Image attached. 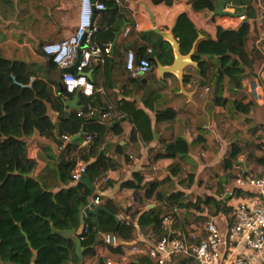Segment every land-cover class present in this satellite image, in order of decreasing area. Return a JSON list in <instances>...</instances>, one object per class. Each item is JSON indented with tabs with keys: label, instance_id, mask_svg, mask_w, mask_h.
Returning a JSON list of instances; mask_svg holds the SVG:
<instances>
[{
	"label": "crops",
	"instance_id": "0c3cea01",
	"mask_svg": "<svg viewBox=\"0 0 264 264\" xmlns=\"http://www.w3.org/2000/svg\"><path fill=\"white\" fill-rule=\"evenodd\" d=\"M115 1L124 18L117 21L120 27L108 44H114L109 66L105 72L100 68L96 72L87 69L85 73L90 74L87 79L91 80L95 87L103 89V94L98 93V98L93 101L96 112H102L105 107L113 110L112 116L106 119L110 127L104 143L96 157H91L87 165L104 154L115 163L116 168L107 171L95 182L89 180L93 191L88 197V204L98 197L101 201L99 206H111L123 222L131 221L132 214L136 212L151 209L160 208L163 214L169 213L154 198L144 200L143 191L138 192L141 198L139 200L134 198L133 190L122 186L123 183L132 181L134 175L142 177L144 182L170 179L160 186L158 192H182L185 194V202L193 203L198 198L204 200L211 197L214 205L207 207L213 215L216 213V206L219 209L223 206L232 209L246 202L247 195H235V179L241 175H258L262 168L254 163L247 164L244 157L239 156L238 163L231 171L234 178L229 179L222 163L229 155L232 145L236 143L243 148L248 145H264V104H252L247 115L237 113L234 109L235 102L244 105L251 103L247 91L250 81L257 79L264 89V0H249V4L246 3L247 0H243V3L242 0H213L214 11L201 12L192 10L191 3L194 0H173L170 6L155 5L151 0ZM219 2L225 3L222 15L215 14ZM79 7L80 0H0V54L6 60L30 66L29 86L34 80L41 79L51 88L54 97L63 94L62 78L63 74H67L66 69L50 70V58L42 53V46L62 41L73 34ZM241 13H244L245 21L250 24L248 49L255 47L263 59L261 64L255 65L253 71L241 76L239 89L231 87L227 78L219 81L222 101L226 102L219 101V92L215 99L214 91L218 79L213 83L210 75L213 69L219 67L218 57H203L209 66L207 76L201 75L199 65L194 61V64L184 67L182 85L174 75L160 77L155 59L152 70L143 76L134 75L125 68L129 51L137 56L141 47L146 46L149 49V44L142 37L144 34L153 33L152 30L170 32L177 25L181 14H186L199 32L195 42L196 50L201 41L216 40L217 27H239L240 25H234L233 20ZM249 13L254 16L248 19ZM106 20L103 21L101 14L96 12L93 17L94 26ZM81 53L82 47L77 52V58L81 57ZM74 97L75 95L72 98L64 97V113L68 112L70 115L76 110L66 105V102L72 101ZM131 105L142 115L132 113ZM76 106L78 108V99ZM167 109L175 112L174 120L157 122V114ZM49 110L55 117L52 123L55 126L54 135L39 136L35 132L25 138V141L28 158L37 163L29 177L39 180L48 188V192L56 195L75 187L76 184L62 186L55 179L54 169L59 163L58 158L62 150L56 143V140H59L56 137V124L60 129V120L58 112L51 104L46 106L48 115ZM60 133V140L64 136L68 137L62 134L61 129ZM178 139L186 142L188 154L182 158H164L165 144ZM61 142L65 145L69 143ZM89 143L90 141L85 139L80 147H86ZM159 156L162 158H158ZM78 164L85 165L81 160L77 161L76 165ZM176 165L182 167V172L178 176H171V169ZM104 177L112 185L101 190L105 183ZM229 192L233 193L232 196L228 195ZM184 212V209L177 211L180 215ZM189 213L191 215L184 216L185 230L189 233L203 231L206 218L192 210ZM215 216L218 227L225 236L229 222L222 213ZM195 217L205 220L196 221ZM172 223L170 221L168 226L170 231ZM137 232L136 239L131 241L134 245L143 246L155 240L153 235L142 234L139 230ZM104 235L98 236L93 255L86 256V247L82 244L80 255L74 250V256L78 258L77 264H144L141 260L148 259L145 255L134 252V245H120L117 251L104 245ZM242 252L253 258L254 262H258V257L252 251L242 246L236 248V253ZM187 259L189 258L183 256L172 257L165 264H195L193 261L187 262ZM71 262L74 263L73 257Z\"/></svg>",
	"mask_w": 264,
	"mask_h": 264
},
{
	"label": "trees",
	"instance_id": "16d2710c",
	"mask_svg": "<svg viewBox=\"0 0 264 264\" xmlns=\"http://www.w3.org/2000/svg\"><path fill=\"white\" fill-rule=\"evenodd\" d=\"M98 1L104 5V10L99 13L103 21L107 20L95 26L96 32L92 37V44L104 48L112 41L114 32L120 27L117 21L124 18V14L120 12L115 0ZM151 1L155 5L170 6L173 0ZM246 3L249 4V0ZM191 8L195 12L214 11L215 5L213 0H194ZM253 16L249 13L247 18ZM249 34L250 24L247 21L237 28L217 27L216 40L201 41L192 56V61L199 65L201 75L207 76V67H209L203 57H218L219 67L210 72L212 82L214 83L216 79L223 81L227 78L231 87L239 89L241 76L248 71H253L255 65L261 64L263 59L258 49L255 47L248 49ZM198 35L199 32L187 15L181 14L178 17L174 36L179 43L182 55L190 53ZM142 37L150 47L149 49L146 46L141 47L138 50V59H147L152 66L154 59L165 66L172 64L173 50L167 42L155 33H146ZM110 60L111 53L103 65H92L88 69L96 72L102 68L105 72ZM49 69H58L51 59ZM30 76V66L6 60L0 54V263L31 264L33 251H36L34 264H77L78 258L74 256L75 243L58 234H53L51 227L55 231H76L79 227L81 210L89 206L88 197L92 194V190L82 182L76 183L72 180V170L77 161L81 160L85 163V174L91 182H95L107 171L116 168L115 163L104 154H101L95 162L87 165L91 157H96L110 127L109 121L102 117L105 114L111 117L113 110L105 107L100 113V122L91 120L93 116H78L80 111L86 112L88 105L95 108L93 101L98 98V93L92 97L79 93L78 108L65 117L64 97L72 98L75 92L69 94L63 90L60 97H54L51 88L41 79L34 80L29 86ZM219 94V101L224 102L225 100L222 101L221 97L222 88L219 89ZM47 104H51L52 108L58 112L63 135L70 138L83 132V137L73 143L65 145L60 140H56L58 147L62 150L58 158L59 163L54 169L55 179L62 186L76 184L75 187L56 195L48 192V188L39 180L29 177L37 163L34 159L28 158L25 141V138L35 132L39 136L54 135L55 126L46 116ZM252 104V102L246 105L235 102L234 109L237 113L247 115ZM130 107H132V113L142 115L133 105ZM175 116L173 110L167 109L159 112L156 119L157 122H170ZM87 137L91 138L90 143L86 147H80L81 142ZM188 151L186 142L178 139L165 144L163 157L182 158L188 154ZM239 156H243L247 164L254 163L260 166L262 170L258 175L264 173V145H248L243 148L236 143L232 145L229 155L222 163L227 178H234L231 171L238 163ZM160 157L162 158V156L158 158ZM181 172L182 167L176 165L171 169V176H178ZM189 179L191 182L192 178ZM169 180L144 182L142 177L134 175L132 181L125 182L122 186L133 190L134 198L139 200L141 198L138 192L143 191L144 200L154 198L169 211L170 215L163 214L160 208L151 209L136 212L132 214L131 221L123 222L117 217V211L107 204L104 208L111 214L99 211L95 215H85L86 229L80 236L81 244L86 247L84 254L86 256L94 254V246L97 245V238L100 234L111 233L123 242L135 240L138 230L142 234L153 235L155 240L163 237L173 239L176 237L174 233L188 235L189 231L184 228V221H186L184 216L191 215L190 210L202 214L201 207L214 205V200L211 197H206L204 200L198 198L192 203L185 202V194L179 191L160 194L158 189ZM111 185V182L107 180L101 190ZM235 195L238 197L246 194L236 190ZM216 208L215 215L220 213L229 215L232 211L231 208L225 206L220 209L216 206ZM179 209H184L185 212L180 215L177 213ZM164 218H169L173 222L171 231L163 225ZM195 220L204 221L205 218L195 217ZM119 248H115L116 251ZM72 257L74 263L71 262ZM190 261L192 259H187V262ZM141 262L153 264L149 259H142Z\"/></svg>",
	"mask_w": 264,
	"mask_h": 264
},
{
	"label": "built area",
	"instance_id": "2783aa9c",
	"mask_svg": "<svg viewBox=\"0 0 264 264\" xmlns=\"http://www.w3.org/2000/svg\"><path fill=\"white\" fill-rule=\"evenodd\" d=\"M103 10L104 5L98 0H80L73 34L62 41L50 42L42 46V53L48 56L60 70L68 69L73 65L77 59V52L82 47L76 74H63L62 88L66 93L78 92L86 97H92L96 93L103 94L102 88H96L81 74L92 65H103L105 59L110 56V45L100 48L92 44V37L96 32L93 23L94 13ZM244 21V13L237 15L233 20L236 26ZM125 68L134 75L143 76L149 73L153 66L147 59H138L134 52L129 51L125 59ZM247 91L253 104H264V89L257 79L248 83ZM95 113L96 109L88 105L86 112L80 111L78 116L92 117ZM108 117L109 114H105L102 118ZM68 139L62 137L63 143ZM90 140V137L86 138L87 142ZM85 169L84 164L75 166L72 170L73 182H80ZM106 181L107 178L104 177L103 182ZM235 188L246 194L248 200L233 207L229 215L222 213L229 222L225 236L218 227L216 216L209 212L208 207L202 206V215L206 218L203 231L189 233L186 236L173 232L176 235L173 239L163 237L151 240L143 246L134 245L133 251L145 255L153 264H165L168 259L178 256L192 259L195 264H264V173L238 176L235 179ZM232 194V192L228 193L229 196ZM92 203L99 206L101 201L95 197ZM170 221L169 218H164L163 225L168 228ZM103 244L115 249L120 247L121 240L111 233H106ZM239 246L255 253L258 262H254L247 253H236V248ZM107 264L112 263L107 262Z\"/></svg>",
	"mask_w": 264,
	"mask_h": 264
},
{
	"label": "water",
	"instance_id": "95a60500",
	"mask_svg": "<svg viewBox=\"0 0 264 264\" xmlns=\"http://www.w3.org/2000/svg\"><path fill=\"white\" fill-rule=\"evenodd\" d=\"M224 7H225V3L224 2H219L217 4V10L215 11L216 15H222L224 13ZM177 24V22H176ZM176 26V25H175ZM175 26L174 28L170 31V32H161L159 30H152L153 33L159 35L163 41L167 42L172 50H173V55H174V59L172 64L167 65V66H163L162 64H160L158 62L157 59H155V63H156V67L158 70V74L160 75V77L164 78L166 75H174L178 78L180 84L182 85L183 83V75H182V71L183 68L194 64L192 61V56L194 54V50L196 47V43L194 44L193 48L191 49L190 53L187 55H182L180 53V46L178 41L176 40L175 36H174V30H175ZM114 50V44L111 46V52H113ZM80 62V57L77 58L75 64L73 65V67L66 69L65 72L66 73H76V68L79 65ZM83 76L85 77H89L90 74L89 73H85L82 72L81 73ZM219 81L220 79H218V83L216 85L215 91H214V97L215 99H217L218 97V92H219ZM78 92L75 93V97L72 101L66 102V105L69 108H73V109H77L76 103H77V97H78ZM50 114L48 115L46 113V116L50 119V121L52 123H54L55 117L54 115H52L51 111L49 110ZM101 111L98 110L95 115L92 117L91 120L93 121H101V116H100ZM66 117L69 116L68 112L64 113ZM56 129H57V133H56V137L59 138L60 140V129L59 126L56 124ZM83 137V132H80L78 135L72 136L68 139L67 142L69 143H73L74 141H77L79 139H81ZM63 141L64 140H60ZM80 182H82L83 184H85L87 187H89L92 191H93V187L88 179V177L86 176V174H83L80 178ZM99 211H103L106 212L108 214H111L110 211H108L106 208L102 207V206H97L94 205L93 203L89 204L88 207L84 208L81 212H80V216H79V227L76 231L74 230H66V231H55L52 227V233L53 234H58L61 237L68 239V240H72L75 243V252L77 253V255H80V252L82 251V247H81V240H80V236L83 234L84 232V228H85V215H95L97 214ZM26 240L28 241V239L26 238ZM121 245H129L132 246L134 245V242H123L121 241ZM30 246V244H29ZM37 252L33 251V256L31 259V264H34L35 262V258H36Z\"/></svg>",
	"mask_w": 264,
	"mask_h": 264
},
{
	"label": "rangeland",
	"instance_id": "374dc122",
	"mask_svg": "<svg viewBox=\"0 0 264 264\" xmlns=\"http://www.w3.org/2000/svg\"><path fill=\"white\" fill-rule=\"evenodd\" d=\"M167 214L170 215L169 213H167ZM26 238H27V237H26ZM27 239H28V238H27ZM26 241H27V240H26ZM28 241H29V240H28ZM28 241H27V242H28ZM0 264H1V263H0Z\"/></svg>",
	"mask_w": 264,
	"mask_h": 264
}]
</instances>
